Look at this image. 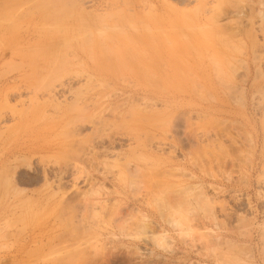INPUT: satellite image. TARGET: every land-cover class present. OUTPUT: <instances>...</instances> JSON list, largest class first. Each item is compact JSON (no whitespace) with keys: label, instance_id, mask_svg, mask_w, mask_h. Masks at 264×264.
Returning a JSON list of instances; mask_svg holds the SVG:
<instances>
[{"label":"rangeland","instance_id":"374dc122","mask_svg":"<svg viewBox=\"0 0 264 264\" xmlns=\"http://www.w3.org/2000/svg\"><path fill=\"white\" fill-rule=\"evenodd\" d=\"M204 2L0 0V264H264V0Z\"/></svg>","mask_w":264,"mask_h":264},{"label":"bare ground","instance_id":"6f19581e","mask_svg":"<svg viewBox=\"0 0 264 264\" xmlns=\"http://www.w3.org/2000/svg\"><path fill=\"white\" fill-rule=\"evenodd\" d=\"M202 1L204 2V0H202ZM143 2H144V1H143ZM204 3H205V2H204ZM78 4H79V3H78ZM105 4H106V2L104 3V5H105ZM122 4H123V3H122ZM144 4H145V3H144ZM205 4H206V3H205ZM149 5H150V4H149ZM203 5H204V4H203ZM263 5H264V4H263ZM204 6L206 7V5H204ZM211 6H212V5H211ZM212 7H213V6H212ZM142 8H144L143 5H142ZM149 9H150V8H149ZM118 10H119V9H118ZM196 10H197V9H196ZM207 10H208V9H207ZM207 10H206V11H207ZM209 10H210V9H209ZM214 10H215V8H214ZM80 11H81V10H80ZM206 11H205V12H206ZM115 12H117V11H115ZM115 12H114V13H115ZM214 12H215V11H214ZM91 14H92V12H91ZM105 14H106V13H105ZM92 15H93V14H92ZM128 15L130 16V14H128ZM96 16H97V15H96ZM96 16H94V20L96 21V18H97V21H98V22H99L100 19L103 17V16H102V17L100 16V17H99V20H98V16H97V17H96ZM90 17H92V16H90ZM130 17H131V16H130ZM83 19H84V17H83ZM90 19H91V18H90ZM92 22H94V21H92ZM102 22H104V21H102ZM81 23H86V22L84 21V22H81ZM100 24H102L101 21H100ZM100 24H99V25H100ZM103 24H104V23H103ZM0 26H1V24H0ZM85 26H86V24H85ZM87 28H88V27H87ZM1 39H2V37H1ZM1 39H0V40H1ZM2 40H3V39H2ZM62 88H63V87H62ZM118 101H119V100H118ZM115 104H116V103H115ZM117 108H118V105H117ZM114 109H115V107H114ZM145 109H146V108H145ZM116 110H117V109H116ZM116 118H117V117H116ZM116 120H117V119H116ZM144 120H145V119H144ZM146 120H147V119H146ZM103 122H104V120H103ZM107 123H108V122H107ZM106 127H107V126H106ZM102 128H103V127H102ZM104 128H105V127H104ZM94 130H95V129H94ZM97 130H98V129H97ZM98 132H99V131H98ZM146 139H147V138H146ZM133 140H134V139H133ZM136 141H137V140H135L134 142H136ZM136 144H137V143H136ZM96 146H97V145H96ZM95 148H96V147H95ZM96 158H97V157H96ZM124 166H126V165L124 164ZM122 167H123V166H122ZM126 167H127V166H126ZM135 172H136V171H135ZM44 173H45V172H44ZM98 173H99V172H98ZM137 173H138V172H137ZM128 174H129V173H128ZM93 182H94V181H93ZM91 183H92V182H91ZM89 184H90V183H89ZM89 184H88V185H89ZM93 185H94V184H93ZM56 186H57V185H56ZM90 186H91V185H90ZM98 188H99V187H98ZM49 189H50V188H49ZM51 189H52V188H51ZM91 192H92V191H91ZM111 193H112V192H111ZM54 194H55V192H54ZM95 194H96V192H95ZM96 196H97V194H96ZM108 200H109V199H108ZM90 202H91V201H90ZM87 204H89V203L87 202ZM92 204H93V203H92ZM94 204H95V203H94ZM100 205H101V204H100ZM105 205H106V204H105ZM108 205H109V204H108ZM86 206H87V205H86ZM89 207H90V206H89ZM93 207H94V206H93ZM101 207H102V206H101ZM99 209H100V208H99ZM95 210H96V209H95ZM102 211H103V210H102ZM80 218H81V217H80ZM83 220H84V219H83ZM84 221H85V220H84ZM78 224H79V223H78Z\"/></svg>","mask_w":264,"mask_h":264}]
</instances>
